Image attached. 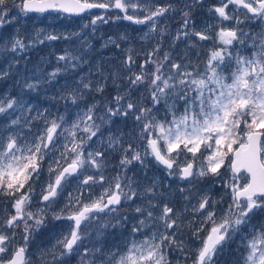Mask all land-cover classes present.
<instances>
[{"label":"snow or ice","instance_id":"1","mask_svg":"<svg viewBox=\"0 0 264 264\" xmlns=\"http://www.w3.org/2000/svg\"><path fill=\"white\" fill-rule=\"evenodd\" d=\"M179 2L183 6L177 8L150 0H0V28L13 24L20 14L56 12L80 16L93 9L104 10L86 25L95 31L98 22L107 24L112 19L105 18L108 10L118 9L123 15H116V20L148 25L142 39H149L151 33L162 38L166 28L158 27L160 18L178 11L181 27L174 40H192L193 48L201 41L212 42L203 69L187 56L182 58L187 63L174 62L171 53L161 51L159 40L144 53L139 64L135 50L128 48L122 61L125 75L110 74L114 84L127 80L125 94L118 92L104 106L103 116L97 115L93 104L70 126H66L63 116L49 119L47 110H35L33 115V107L15 97L0 99V116L8 123L7 129L0 132V197H7L14 210L0 217V264H35L29 244L47 227L49 218L69 223L55 235L53 243L39 249L40 264H71L72 259L78 264H173V252H179L187 264L191 249L181 238L185 227L200 241L192 264H218L229 245L237 240V264H264V28L254 32L245 24L247 20L264 25V0H220L210 9L219 24H206L200 30L196 28L194 10L203 7L204 0ZM230 5L246 10L244 19ZM224 21L233 23L225 26ZM213 28L218 30L213 32ZM67 38L63 33L44 30L38 31L29 43L19 35L6 41L0 38V54H5L7 62V54L22 53L30 44ZM126 39L109 37V43L119 48ZM57 61L66 63L63 69L57 67L44 74L41 79L45 84L55 80L62 70L79 68L82 59L66 53ZM19 63L13 56L8 70H0V80ZM134 66L138 70L134 71ZM96 74L99 81L91 79V73L81 77L62 98L77 104L85 93L104 92L106 80L101 67L96 68ZM24 86L35 91L40 80L26 81ZM140 86L148 91L151 107L131 101L128 93ZM8 117L14 118L8 121ZM113 117L134 121L139 128L137 136L145 143L142 152L134 143L125 146L123 137L117 135L109 136L106 148L101 140L99 149L88 150V142L93 137L100 139L101 126L113 123ZM36 119L42 120L44 127L31 140L13 130L31 129ZM202 147L206 155L201 153ZM108 149L119 152L120 171L105 176ZM148 156L163 166L167 177H177L189 185L205 179H210L213 186L222 181L227 204L218 214L217 205L224 203L223 196L217 200L203 191L191 204L190 189L178 186L186 203L181 209L170 205L165 200L168 193L162 181L153 177L148 185L141 186L127 175L128 166L135 162L147 167ZM182 156L183 161L178 162ZM45 170L47 177L39 193L43 207L33 211L35 185ZM74 182L76 194L65 193ZM96 185L103 190L92 198L91 190ZM86 192L89 202L84 203ZM61 202L63 207H59ZM125 207L131 208L135 222L129 214L121 213ZM189 210L199 218V226L194 220L185 224L184 214ZM205 225L210 227L201 237ZM18 229L21 243L16 245ZM108 229L122 230L121 235L127 232L123 247L105 242Z\"/></svg>","mask_w":264,"mask_h":264},{"label":"rangeland","instance_id":"2","mask_svg":"<svg viewBox=\"0 0 264 264\" xmlns=\"http://www.w3.org/2000/svg\"><path fill=\"white\" fill-rule=\"evenodd\" d=\"M151 3L157 5H167L169 3L173 4L177 8L182 7V3L179 0H150ZM220 0H204L203 7L196 8L194 19L196 20L197 30L203 29L206 24L208 25H218V18L210 11L214 5H218ZM233 8L235 14L241 19H244V10L236 9L235 6L230 5ZM15 14V10L13 12ZM95 14H104V10L95 11L90 15L84 17L83 19H72L61 15L60 13H50V14H28L24 16L20 14L19 19L13 24L6 25L4 28H0V38L3 40H8L16 35L24 39L26 43H29L36 37V33L40 30H44L45 33L60 34L63 33L67 39H61L57 41L44 40V43L30 44L29 48L19 54H7V62H5V54H0V70H8V63H12L13 56H16L20 60L19 64L14 65L10 72V75L3 80H0V99H6L9 97H15L22 100L24 104L31 105L34 109L33 115H35V110L43 112L47 110V115L49 119H54L57 116H63L66 121V126L78 119V114H82L86 111L87 107L95 104L97 106V115H104V106L110 104L113 97H115L118 92L119 94H125V89L128 87L127 80H119L116 84L113 83L110 78V74L113 72H119L120 75H125L126 69L124 68L122 61L125 59V52L128 48L135 50V54L138 55L137 64L142 63L144 60V53L150 51L153 46L156 45L157 40L160 41L161 51L171 53L174 62L177 63H187L186 60L182 58L187 56L188 60L192 63L197 64L203 69V63L207 58L209 49L212 48L211 41H201L195 48L190 47L192 40L185 42L184 40H174V36L181 27L180 24V13L174 12L166 14V17L160 18V26L166 28L163 37H159L156 33H151L149 39H142L145 33H148V25H138L127 20H116V15H123L118 9H110L105 14V18L112 16V19L107 24L97 23L95 31L90 25V21L94 19ZM250 15V14H249ZM233 22L224 21L225 26H230ZM250 30L254 32L261 31L264 25L260 24L259 21H247ZM244 27V25H241ZM218 28H213L212 31H217ZM120 36H126L127 39L120 43V47L117 48L115 45L109 43V37L116 39ZM43 39V36L40 37ZM107 46L105 47V45ZM60 48L57 53V49ZM51 53H44L45 50H49ZM68 54L71 56H79L82 59L80 67L77 69L62 70L61 73L49 84H45L41 77L54 71L57 67L63 69L65 61H57V57L60 55ZM247 54V53H245ZM23 57L22 59L20 57ZM101 67L103 70L104 78L106 80L104 92H91L85 93L83 99L79 100L77 104H73L70 100L63 99L62 96L66 94L67 90L75 87L76 83L81 77H89L91 73V79L94 81H99L100 77L96 74V68ZM134 71L138 70L136 66L133 68ZM40 80V87L33 91L26 88L25 82H35ZM14 90L17 91L16 94ZM130 99L134 103H140L151 107L148 100V91L140 86L138 88H133L130 93H128ZM10 112L12 110H9ZM19 115V113H17ZM27 115V113H25ZM159 116H163V109H161ZM14 117H8L10 121ZM113 123H105L101 126V132L103 136L100 139L93 137V140L88 142V150L99 149L101 147V140L104 142V147H107V140L110 135L122 136L125 142L134 143L137 146V150L143 151L145 143L142 142L137 133L139 128L135 125L131 118L126 121L117 117H113ZM24 123L23 121L21 122ZM97 123H100L98 120ZM8 123L5 121L3 116H0V132L7 129ZM44 127V122L42 120L36 119L31 129L23 128L13 129L15 131L21 132V135L31 140L35 133L42 131ZM83 135V133H80ZM99 135V134H98ZM63 142V141H62ZM201 153L204 152L203 147L201 148ZM198 153L197 156H200ZM119 152L112 151L108 149V166L104 169V175H114L119 172ZM191 157V154H188ZM183 156L180 161H183ZM48 163L47 158H45V165ZM147 167L140 165L138 162L133 163L128 166L127 175L138 182L141 186L148 185L152 178L155 177L157 182L162 181L168 195H166L165 200L170 205H175L177 209H181L185 205L184 195L177 190V187L190 189L188 195L191 197V204L196 203V197L200 192L208 191L209 194L217 200L223 196L224 203L217 205V212L219 214L220 210L228 202V197L225 194L224 188L222 187L223 182L218 181L213 186L210 179H205L195 184V186L189 185L187 181H182L177 177H167V173L164 171L163 167L160 166L152 156L146 158ZM113 170H115L113 172ZM94 171V170H93ZM223 172L224 169H221ZM230 175V174H229ZM47 177V172L45 170L44 174L41 176L40 182L35 185L36 191L33 194V204L32 210L36 211L37 208L43 207V202L39 199L41 183L45 181ZM76 184L75 182L65 189V193L72 192L75 193ZM103 189L96 185L91 190V197L95 198L98 196ZM162 191L164 189H161ZM84 203L89 202V193H85L82 198ZM1 200H6V210L8 213L13 212L11 208V203L7 197H0ZM158 202V201H157ZM139 203V201H137ZM59 207H63V202L60 203ZM122 214H129V218L133 219L135 214L132 212L131 208L125 207L121 210ZM4 216V217H5ZM189 220H194L196 226H199V218L195 217L189 212L184 214V221L187 225ZM133 222L134 219H133ZM67 221H52L49 218V223L46 228H42L35 236V239L30 241L29 252L32 254V260L35 264H39V249L49 246L54 242V237L60 229L66 228ZM210 225L204 226V231L200 233L203 237L209 230ZM83 228V225H82ZM11 231V230H9ZM147 231V229H146ZM122 230L108 229L105 242L109 245L119 244L123 247L126 243L125 237L127 232L120 233ZM181 238L186 242V247L191 249L188 254L187 264H192V260L195 259V250L199 247L200 241L192 236L189 227H185L182 232ZM14 243L19 245L21 243V230H17ZM239 241L229 245L228 250L219 258L218 264H237L240 259L239 253L237 252V246ZM243 251V248H240ZM173 264H185L179 252H173L170 256ZM71 264H78L76 259L71 260Z\"/></svg>","mask_w":264,"mask_h":264},{"label":"water","instance_id":"3","mask_svg":"<svg viewBox=\"0 0 264 264\" xmlns=\"http://www.w3.org/2000/svg\"><path fill=\"white\" fill-rule=\"evenodd\" d=\"M242 9V8H240ZM244 10V9H243ZM95 11H100L99 9H93L91 10L90 12H86V13H83L81 14L80 16H75V15H70V14H65V13H61L63 16H66V17H69V18H74V19H82L88 15H90L91 13L95 12ZM48 13H53V12H47V13H29V14H40V15H43V14H48ZM160 165V164H159ZM162 166V165H161ZM163 167V166H162Z\"/></svg>","mask_w":264,"mask_h":264},{"label":"flooded vegetation","instance_id":"4","mask_svg":"<svg viewBox=\"0 0 264 264\" xmlns=\"http://www.w3.org/2000/svg\"><path fill=\"white\" fill-rule=\"evenodd\" d=\"M6 206H7L6 200H1L0 201V217H4L6 215L7 213Z\"/></svg>","mask_w":264,"mask_h":264},{"label":"trees","instance_id":"5","mask_svg":"<svg viewBox=\"0 0 264 264\" xmlns=\"http://www.w3.org/2000/svg\"><path fill=\"white\" fill-rule=\"evenodd\" d=\"M60 48L57 49V53L59 52ZM44 53H51L50 49L49 50H45ZM17 91L14 90V93L16 94ZM115 170H113L114 172ZM38 263L40 264V261H38Z\"/></svg>","mask_w":264,"mask_h":264}]
</instances>
